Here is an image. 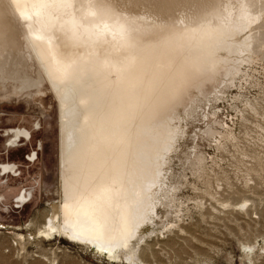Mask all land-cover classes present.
Instances as JSON below:
<instances>
[{
  "label": "bare ground",
  "instance_id": "obj_1",
  "mask_svg": "<svg viewBox=\"0 0 264 264\" xmlns=\"http://www.w3.org/2000/svg\"><path fill=\"white\" fill-rule=\"evenodd\" d=\"M263 27L264 0H0V75L18 77L19 33L37 77L18 91L46 82L58 104L61 199L39 232L127 249L183 121L264 49Z\"/></svg>",
  "mask_w": 264,
  "mask_h": 264
},
{
  "label": "rangeland",
  "instance_id": "obj_2",
  "mask_svg": "<svg viewBox=\"0 0 264 264\" xmlns=\"http://www.w3.org/2000/svg\"><path fill=\"white\" fill-rule=\"evenodd\" d=\"M20 39L18 77L0 75V165L17 166L12 175L0 169V264H264V49L220 86L219 99L202 98L183 121L156 189V216L113 258L39 232L61 199L59 111L46 82L36 94L18 91L37 77ZM14 128L31 138L10 146Z\"/></svg>",
  "mask_w": 264,
  "mask_h": 264
},
{
  "label": "flooded vegetation",
  "instance_id": "obj_3",
  "mask_svg": "<svg viewBox=\"0 0 264 264\" xmlns=\"http://www.w3.org/2000/svg\"><path fill=\"white\" fill-rule=\"evenodd\" d=\"M8 132L12 134V137L9 139V145L12 147L18 146L22 139L29 140L31 138V132L26 128H14L8 130ZM0 169L12 175L17 170V166L14 164H2L0 165ZM17 199L18 202L22 203V206L29 201V198H26L25 192L20 193Z\"/></svg>",
  "mask_w": 264,
  "mask_h": 264
}]
</instances>
